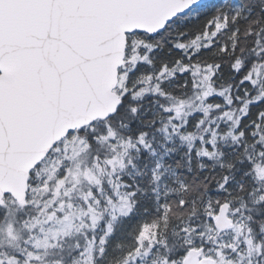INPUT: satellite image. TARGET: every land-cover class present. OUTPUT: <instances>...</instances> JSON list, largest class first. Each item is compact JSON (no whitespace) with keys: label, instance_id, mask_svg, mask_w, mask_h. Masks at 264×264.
Returning a JSON list of instances; mask_svg holds the SVG:
<instances>
[{"label":"snow or ice","instance_id":"6c2138e0","mask_svg":"<svg viewBox=\"0 0 264 264\" xmlns=\"http://www.w3.org/2000/svg\"><path fill=\"white\" fill-rule=\"evenodd\" d=\"M0 264H264V0H0Z\"/></svg>","mask_w":264,"mask_h":264}]
</instances>
